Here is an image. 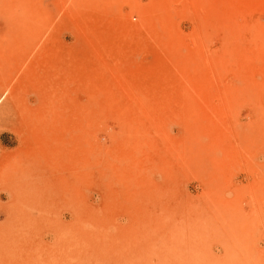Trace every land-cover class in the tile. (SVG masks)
I'll list each match as a JSON object with an SVG mask.
<instances>
[{
    "label": "rangeland",
    "instance_id": "obj_1",
    "mask_svg": "<svg viewBox=\"0 0 264 264\" xmlns=\"http://www.w3.org/2000/svg\"><path fill=\"white\" fill-rule=\"evenodd\" d=\"M0 264H264V0H0Z\"/></svg>",
    "mask_w": 264,
    "mask_h": 264
},
{
    "label": "bare ground",
    "instance_id": "obj_2",
    "mask_svg": "<svg viewBox=\"0 0 264 264\" xmlns=\"http://www.w3.org/2000/svg\"><path fill=\"white\" fill-rule=\"evenodd\" d=\"M10 196H12L11 194H9ZM253 240V239H252ZM233 241V240H232ZM71 242V241H70ZM254 242V241H253ZM50 253V252H49Z\"/></svg>",
    "mask_w": 264,
    "mask_h": 264
}]
</instances>
